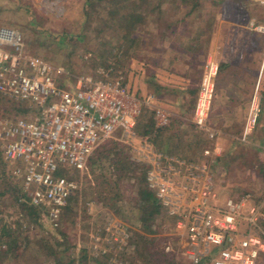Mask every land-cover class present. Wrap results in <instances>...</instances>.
I'll return each instance as SVG.
<instances>
[{
  "label": "built area",
  "instance_id": "obj_1",
  "mask_svg": "<svg viewBox=\"0 0 264 264\" xmlns=\"http://www.w3.org/2000/svg\"><path fill=\"white\" fill-rule=\"evenodd\" d=\"M264 10V0H254ZM249 26L264 34V22ZM218 65L208 58L197 93L192 121L209 142L200 160H188L153 146L139 136L136 120L144 107L153 113L156 127L166 126L172 112L156 104L153 94L129 92L121 76H76L31 53L20 31L0 26V96L24 103L27 115L0 113V148L11 174L27 200L46 210L55 227L81 184L68 172L86 168L89 155L105 139L119 138L146 165L148 187L169 216L175 235L183 240L190 264H257L264 254L262 204L248 197L216 199L213 166L220 155L219 131L209 121ZM64 81V82H63ZM260 112L257 92L250 98L240 140L246 141ZM264 144V134L262 136ZM134 159V158H133ZM59 170L61 173H59ZM72 170V171H71ZM88 251L107 264H131L129 226L107 212L101 224L86 231ZM170 246H166V250Z\"/></svg>",
  "mask_w": 264,
  "mask_h": 264
},
{
  "label": "trees",
  "instance_id": "obj_2",
  "mask_svg": "<svg viewBox=\"0 0 264 264\" xmlns=\"http://www.w3.org/2000/svg\"><path fill=\"white\" fill-rule=\"evenodd\" d=\"M240 1L86 0L82 10L84 16L83 32L76 34L74 38L79 40L92 37L95 43L100 46L96 53L99 66L106 71L108 69L111 72L126 71L133 60L143 62L144 66L148 64L151 67L152 64L155 69L149 70V74L144 79L149 91L157 98L164 96L168 98L167 96L170 94H180L181 96V88H172L160 82L163 72L181 76V70L179 71L178 68L181 61V39L183 38H181V24L184 26V31L189 34L184 37L187 38V43L192 45L195 41L196 48L201 49L204 54L209 36L215 25L216 15L222 18L238 19L239 23L242 21V24L245 25L249 18H254L250 14L251 0H245L243 4ZM245 8L247 18L242 20L239 17L240 10ZM262 21L263 19L260 18L256 19L255 22ZM245 25L240 27L236 24L239 27L237 29L255 33L254 30ZM102 39L105 40L102 41ZM172 40L176 42L170 46ZM156 44L161 45L160 50L156 48ZM112 45L119 49L118 57L111 53ZM166 52H169L170 56L167 60H162ZM159 71H161L160 74ZM122 82L124 84V80ZM261 93V105L264 109V85ZM4 104L7 105V107H2L1 113L4 115L21 114L25 116L28 113L24 103L0 96V106ZM178 109L179 117H181V100ZM259 119V128L264 134V117ZM180 128L181 119L178 117H171L166 126L156 127L153 113L147 109L142 110L135 124L136 133L139 136H149L154 144L158 143V140L173 137L181 142V136L178 134ZM262 135L259 139L262 138ZM193 136L196 139L195 147L199 148L203 141L197 134ZM108 143L112 145L110 148L106 147ZM107 144L101 146L102 150L94 152V154L97 153L96 157L92 158L91 156L87 159L91 168H95L97 164L101 165L99 167L100 174L95 177L96 185L101 187V192L99 189L96 190L98 200L123 219L128 220L123 213V204L128 205L127 211L134 212V224L139 229L137 231L131 230L134 254L145 259L147 264L151 262L153 264H178L174 255L154 248V239L148 236L154 231L160 219L171 218L174 222L175 218L168 215L156 199L154 192L148 187L145 178L146 165L143 162L133 161L128 152L122 148L121 143L109 140ZM105 165L106 173L102 171ZM11 166L12 164L4 160L0 148V198L3 196L9 198L11 204L19 212L18 215L24 219L41 223L39 218H42L45 221L42 223L43 227L47 228L48 234L36 240H29L23 234V229L15 226V224L2 223L0 225V260L3 264H24L22 253L29 248L30 243H33L46 256V259L40 260L39 264H60L61 261L60 257L57 256L58 249L55 244L65 243L63 251L75 245L70 242V235L65 228V223L70 219L72 221L71 217L74 213L71 204L77 195L70 198L58 226L54 227L47 220L46 210L43 207L34 206L28 202L19 181L11 174ZM103 192L106 194H100ZM262 225L264 228V220ZM81 251L82 253L85 252L83 249ZM127 253L125 256L128 258L129 252ZM72 261L70 257L64 263L71 264ZM92 264L107 263L105 259L94 258Z\"/></svg>",
  "mask_w": 264,
  "mask_h": 264
},
{
  "label": "rangeland",
  "instance_id": "obj_3",
  "mask_svg": "<svg viewBox=\"0 0 264 264\" xmlns=\"http://www.w3.org/2000/svg\"><path fill=\"white\" fill-rule=\"evenodd\" d=\"M85 2L86 0H0V26H10L19 30L23 36L27 49L31 53L43 57L54 65L62 66L68 71L71 76L67 80V85L72 87L76 76L88 75L95 78L103 77V74L99 72L102 68L99 66L96 57V53L99 51L100 46L95 43L92 37L79 40L74 38L76 34L83 32L82 25L84 23V16L82 10ZM244 2L245 0L240 1L241 4ZM250 3V14L254 17L250 21H253L254 24L264 22H255L256 19L258 20L263 17L262 8L254 2V0H251ZM245 10L246 8L240 10L241 14L239 17L242 20L246 19V17L243 16L246 13ZM250 21L247 22L246 25L242 24V21L240 24L245 25L246 27L248 25L249 29L254 30V28L249 26ZM183 29L184 26L181 24V30ZM104 40L105 39H102V41ZM175 42L176 41L172 40L170 46H173ZM156 48L160 50L161 45L156 44ZM110 51L111 53H114L116 57L120 54L119 49H116L115 45H112ZM169 56V52H166L164 57H162V60H167ZM179 63L178 68L180 71L181 61ZM148 68L149 69H145L139 62L133 60L130 62L129 69L126 71L121 70V72L117 70L111 72V70L108 69L106 72L107 77L109 78L121 76L129 92L144 96L146 92L144 89H141L145 86L143 82L144 77L146 74H149V70L155 69L152 64L151 67L149 66ZM160 73L161 71H159V74ZM164 74L166 75V73L163 72L162 76H164ZM172 79L173 80L170 83L171 87L181 88V76L176 75ZM263 81L264 71L260 80L253 85L251 92V95L254 92H257L260 100V112L256 126L248 138H246V141L240 140L242 130L240 134L239 131H237L236 134L239 135V140L235 139V141H233V147L230 150H223L219 161L217 160L216 164L213 166L217 201L223 202L229 197L239 199L246 196L248 197L249 203L262 204V210L264 206V144L262 138L259 139L263 134V131L259 128V118L264 117V109L261 105V92L264 85ZM167 97L168 98L155 97L156 104L168 108L169 111L172 112L173 118L178 117L181 119V117H179L180 113L178 109L181 100L180 94H170V96ZM170 99L174 102L169 101ZM165 101H167V103L169 102V106L165 105ZM2 107H7V105L4 104L0 106V113ZM143 109L146 108L143 107L141 112ZM147 110L150 111L149 109ZM245 117L246 114L244 115V121ZM192 118L193 114L187 117L185 120L186 123L184 124L186 129L184 128L181 133L180 128V131L178 132L182 137V149L181 142L175 137L158 140V143L165 145L163 148H158L165 152L178 155H181V151H184L187 153V156H193V154H195L193 152L194 150L191 152L188 144H191L192 148L195 146L194 142H196V139L193 136L194 134H198L203 141L201 143V148L204 145H209L204 134L199 132L195 127ZM109 140L121 143L122 148L127 151L130 158L136 162V155L133 154L119 138V134H115L114 137L100 142L91 152L88 159L91 156L92 158L96 157L97 153L94 154V152L102 150L103 148L101 146H105ZM149 140L151 143H154L151 139ZM111 146V143H108L106 147L110 148ZM197 151L196 148V154H198ZM106 165L102 170L105 173ZM100 166L101 165L97 164L95 168H91L90 164L87 163L85 170L82 172H68L81 184V190L75 201L71 204L74 213L71 217L72 221L70 219L65 223V228L70 235V242L75 245L74 247H70L68 250L63 251L62 249L65 248V243L62 242L60 245L55 244L58 249L57 256L60 257V264H65L64 262L70 259V257L73 260L71 264H92L93 262L94 257L88 251L86 231L92 225L101 224V222L104 221L107 212H112L108 207L100 203L96 196V190H101V187L96 185L95 179V177L100 174ZM59 173H61L60 170ZM100 194L105 195L106 193L103 192ZM10 201L9 198H5L4 196L0 198V225L4 222L15 224V226L24 230L23 234L27 236L29 240H36L42 236H47V228L43 227L44 225L42 223H45V221L42 220V218H39V220L42 221L41 223H34L28 219L22 218L18 215L19 212L16 211V208ZM123 205V213L128 220L117 216L114 212L112 213L124 221L129 226L130 231L139 230L134 224V212L131 213L130 211H127L126 207L128 208V205ZM148 236L153 237L154 248L161 249L170 255H174L175 261L178 264H190L183 254V240L181 241V238L175 235L174 222L171 218L160 219L157 222L154 231L151 234H148ZM131 240L132 239L130 238L131 249L128 251L129 256L127 255L128 258L126 256L125 258H127L131 264H147L145 259L134 254ZM167 245L170 246V249L168 250H166ZM82 249L85 251L84 253H82ZM45 259V253H41L39 247L36 245L34 246L33 243H30L29 248L22 253V261L24 264H39L40 260L43 261ZM0 264H3L1 260ZM150 264H153V262ZM257 264H264V254L259 257Z\"/></svg>",
  "mask_w": 264,
  "mask_h": 264
},
{
  "label": "crops",
  "instance_id": "obj_4",
  "mask_svg": "<svg viewBox=\"0 0 264 264\" xmlns=\"http://www.w3.org/2000/svg\"><path fill=\"white\" fill-rule=\"evenodd\" d=\"M263 12L262 8V16L264 17ZM243 16L247 18L246 13ZM252 19L249 18L248 22ZM236 24L240 27L243 26L238 19L222 18L216 15L215 25L209 36L204 54L201 49L196 48L195 41L192 45L187 43L188 40L184 37L189 34L184 29L181 30V38H184V40L181 39V133L185 128V120L194 112L202 70L204 72L207 59L214 58L218 65V71L215 78L209 121L219 131L216 143L220 147V155L223 150H230L233 147L235 139L239 140V135L236 133L239 131L240 134L243 130L244 115L248 111L253 85L260 80L264 71V34L256 32V30H254L256 33H249L244 29H237L239 27ZM139 63L144 66L143 62ZM148 67V64L144 66L145 69H149ZM173 77L174 75L171 73H166L160 82L163 85L171 86ZM143 82L145 86L141 89L145 90L144 95L152 94L145 81ZM167 101H165V105L169 106ZM169 101L172 102L173 100ZM152 144L157 149L165 147L160 143V145L158 143ZM182 146L181 137V149ZM188 147L191 152L194 150L195 154L187 156V153L181 151L179 156L188 160H200L202 158V150L205 145L202 148L201 146L192 148L191 144H188ZM196 148L198 154L195 152ZM220 155L217 157L218 161Z\"/></svg>",
  "mask_w": 264,
  "mask_h": 264
}]
</instances>
